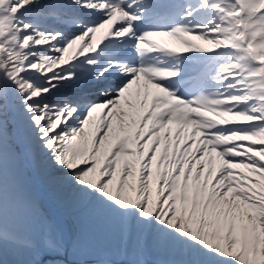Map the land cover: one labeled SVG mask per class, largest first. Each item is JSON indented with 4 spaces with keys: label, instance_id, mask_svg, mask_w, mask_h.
<instances>
[{
    "label": "snow or ice",
    "instance_id": "6c2138e0",
    "mask_svg": "<svg viewBox=\"0 0 264 264\" xmlns=\"http://www.w3.org/2000/svg\"><path fill=\"white\" fill-rule=\"evenodd\" d=\"M0 264H264V0H0Z\"/></svg>",
    "mask_w": 264,
    "mask_h": 264
}]
</instances>
